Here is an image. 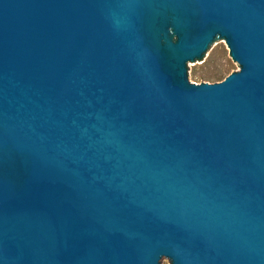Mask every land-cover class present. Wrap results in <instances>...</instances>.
Wrapping results in <instances>:
<instances>
[{
    "label": "water",
    "instance_id": "1",
    "mask_svg": "<svg viewBox=\"0 0 264 264\" xmlns=\"http://www.w3.org/2000/svg\"><path fill=\"white\" fill-rule=\"evenodd\" d=\"M162 258L264 264V0H0V264Z\"/></svg>",
    "mask_w": 264,
    "mask_h": 264
},
{
    "label": "rangeland",
    "instance_id": "2",
    "mask_svg": "<svg viewBox=\"0 0 264 264\" xmlns=\"http://www.w3.org/2000/svg\"><path fill=\"white\" fill-rule=\"evenodd\" d=\"M237 69L239 66L230 57L225 40L220 38L208 47L201 60L188 62L187 74L191 82H215ZM160 264H169V261L162 258Z\"/></svg>",
    "mask_w": 264,
    "mask_h": 264
}]
</instances>
